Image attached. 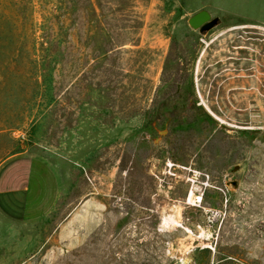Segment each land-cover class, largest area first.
<instances>
[{"label":"rangeland","instance_id":"374dc122","mask_svg":"<svg viewBox=\"0 0 264 264\" xmlns=\"http://www.w3.org/2000/svg\"><path fill=\"white\" fill-rule=\"evenodd\" d=\"M121 1L0 0V168L60 186L36 222L0 213V264H264V25Z\"/></svg>","mask_w":264,"mask_h":264},{"label":"crops","instance_id":"0c3cea01","mask_svg":"<svg viewBox=\"0 0 264 264\" xmlns=\"http://www.w3.org/2000/svg\"><path fill=\"white\" fill-rule=\"evenodd\" d=\"M205 6L194 15L203 11L210 15L203 9ZM217 8L222 15L264 25V16L260 19L252 16L264 15V0H217ZM35 178H38L37 190H34ZM59 196L58 177L43 162L20 157L0 168V213L10 220L27 224L36 222L53 210Z\"/></svg>","mask_w":264,"mask_h":264},{"label":"water","instance_id":"95a60500","mask_svg":"<svg viewBox=\"0 0 264 264\" xmlns=\"http://www.w3.org/2000/svg\"><path fill=\"white\" fill-rule=\"evenodd\" d=\"M218 20L217 19H211V16L203 11L200 12L194 16H192L189 19V26L193 29H199L201 32H206L212 29L217 25ZM166 131L159 132L158 135L160 137H163L166 135Z\"/></svg>","mask_w":264,"mask_h":264},{"label":"trees","instance_id":"16d2710c","mask_svg":"<svg viewBox=\"0 0 264 264\" xmlns=\"http://www.w3.org/2000/svg\"><path fill=\"white\" fill-rule=\"evenodd\" d=\"M132 2L133 0H122L120 4H118V7H120L119 9H121V11H126L131 8Z\"/></svg>","mask_w":264,"mask_h":264},{"label":"bare ground","instance_id":"6f19581e","mask_svg":"<svg viewBox=\"0 0 264 264\" xmlns=\"http://www.w3.org/2000/svg\"><path fill=\"white\" fill-rule=\"evenodd\" d=\"M189 194H190V200H191V199H192V196H193V194H192V193H189ZM170 222H171V223L174 225V222H173V221H171V220H169V219L164 221L165 225H166V224H169ZM176 223H177V222H176ZM176 223H175V225H176ZM172 224H171L170 226H172ZM163 227H166V226H163Z\"/></svg>","mask_w":264,"mask_h":264}]
</instances>
